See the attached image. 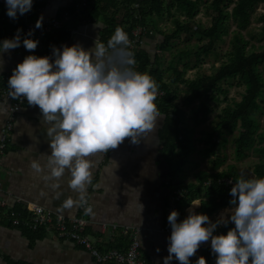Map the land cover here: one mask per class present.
Listing matches in <instances>:
<instances>
[{
    "label": "clouds",
    "instance_id": "1",
    "mask_svg": "<svg viewBox=\"0 0 264 264\" xmlns=\"http://www.w3.org/2000/svg\"><path fill=\"white\" fill-rule=\"evenodd\" d=\"M5 5L6 14L15 20L18 14L31 10L33 0H5ZM42 19H37L35 28L42 27ZM20 31L0 41V53L21 43L29 51L37 48L38 40L28 38L32 30L22 41ZM93 43L89 49L79 43L52 46L51 60L28 55L8 79V95L38 106L47 125L51 154H42L45 162L33 160L30 167L37 174L43 173L44 180L53 181V188L60 187L66 172L70 174L69 187L77 199H66L64 209L88 204L87 187L93 175L88 157L116 149L125 139L139 144L154 132L161 116L154 103L158 84L149 74L136 70L135 54L124 29L117 27L106 43L99 37ZM229 194L230 214L215 222L193 208L180 222L179 212H170L171 235L163 264H170L173 258L179 264H190L189 258L209 239L215 264H264V177L246 178L242 173ZM84 214L94 215L93 208L85 207ZM230 222L234 228L213 235L217 227ZM196 264H206L205 258L199 257Z\"/></svg>",
    "mask_w": 264,
    "mask_h": 264
},
{
    "label": "crops",
    "instance_id": "2",
    "mask_svg": "<svg viewBox=\"0 0 264 264\" xmlns=\"http://www.w3.org/2000/svg\"><path fill=\"white\" fill-rule=\"evenodd\" d=\"M43 1L42 6L35 8V0H33L32 13L18 14L17 19L13 20L6 14L5 0H0V41L11 39L17 33V29L21 30L22 41L25 38L22 33L23 22L27 19H38L41 16L45 19L65 11L75 14L74 7L78 0ZM103 2L96 4L101 7ZM85 9L83 12L87 16V21L79 18L72 21L70 27L61 29L60 33L57 31L50 33L46 39L48 41L46 47L42 51L36 53L35 50H26L21 43V46L16 49L0 53V61H2L0 74L11 76L17 64L28 55L48 56L50 60L53 59L52 46L61 48L62 45L72 46L79 43L84 49H89L94 47L93 41L97 37L103 42L102 36L107 28L105 20L107 18L104 19L103 14L91 18ZM106 10L111 11L108 17L113 16L111 19H116V21L114 19L115 24L116 22L119 24L125 13L123 9L118 11L116 9L115 13L114 8ZM160 18L162 17L157 19ZM151 28H148L151 33H146L140 46L150 51L156 47L161 38L159 33ZM65 31L67 35H64ZM9 108V101H0V136L3 125L9 117ZM161 125L160 117L157 118L154 132L146 139L142 138L139 144H132L130 139H125L116 149L88 157L93 163L92 183L87 187V197L94 212V215H90L91 220L117 221L136 226L142 255L151 264H163L164 257L168 255L169 241L167 238L170 236L162 231L165 206L173 187L167 182L170 181V168L164 154V143L159 136ZM46 128L47 125L43 123L39 107L23 105L16 116L8 147L0 155V181L5 190L10 193L8 199L11 205H17L15 199L19 197L43 207L52 208L67 216H74L79 213V207L72 209L62 207L66 199H77V193L69 187L70 174L66 172L65 176L61 177L60 187L53 188L51 187L53 181L44 180L43 173L37 174L30 167L33 160H38L41 164L45 162L42 154H51ZM193 146L196 148L195 152L204 158L201 150H198L194 143ZM166 154L169 153L166 152ZM197 159L194 161L190 159V162L182 167L177 177L174 178V183L182 182L183 185L196 183L194 174L197 171L209 169V172H212L208 165V168H200L202 164H198ZM249 175L250 178L255 177L253 172ZM205 199L195 198L179 216L187 217L189 208H193L197 213L202 200ZM224 206L209 216L212 222H215L221 215L230 214L229 210L232 206L230 204ZM232 224L230 222L226 227L220 226L217 229L228 230ZM1 226L6 229H0V264L16 262L23 264H110L97 263L81 246L67 241H56L47 232L28 231L34 237L33 243H30L29 238L21 231L11 229L6 225ZM89 231L92 236H96L97 230ZM210 252L211 241L209 240L202 243L196 254L189 258L190 264H196L199 257L206 259V255ZM170 264H179V261L173 258Z\"/></svg>",
    "mask_w": 264,
    "mask_h": 264
},
{
    "label": "trees",
    "instance_id": "3",
    "mask_svg": "<svg viewBox=\"0 0 264 264\" xmlns=\"http://www.w3.org/2000/svg\"><path fill=\"white\" fill-rule=\"evenodd\" d=\"M97 1V2H96ZM103 2V6H99V2ZM264 0H94L85 9L91 18L101 16L103 14L106 20L107 28L102 36L103 42L106 43L117 27L124 29L129 34L136 26H141L148 30L150 27L155 29L160 40L157 42L155 50H145L142 47L136 53V70L141 73L149 74L158 84V87L164 90V94L158 102V110L161 113V128L159 136L164 143V154L170 168L169 180L171 187H182L186 190L184 197L178 203L177 210L179 215L184 212L186 206L195 198H206L202 200V205L197 214H204L208 217L218 209L224 208L232 199L230 192L222 183H218L219 177H229L236 181L241 177L237 171L236 165L228 166L226 171L218 172L224 163L225 153L223 151L226 142V132H232L239 125L237 138L233 142L234 159L241 160L248 156L246 150L252 148L257 154H261L258 163L254 165V178L264 177V131L259 132L257 123V115L262 111L264 105V48L258 52H247L249 40L245 39L242 30L249 26L250 16L255 6ZM43 0H35L34 7L42 6ZM134 3L138 6L133 7ZM117 5V6H116ZM207 8L208 14L211 16L209 26L195 24V16L199 12L200 6ZM92 7V8H91ZM114 8V13L119 9L124 10V15L119 24H115L114 19L110 18V13L106 9ZM32 10L27 12L31 14ZM157 17H171L172 29L164 32L161 28L156 27ZM183 17V18H182ZM28 20V19H27ZM25 20V21H27ZM257 20L262 22L261 30L264 33V11L257 16ZM23 22V25L25 24ZM116 21V19H115ZM231 22L235 26V32L230 40V49L228 50L227 60L223 61L218 70L211 75H198L194 79L186 78V71L196 67L204 56L211 54L217 50L218 44L223 35H227L231 28ZM194 28L199 39H207L202 45L193 51L181 50L174 56L170 57L168 63L161 67L162 56L156 53L166 52L170 46V41L180 38L182 34L190 32ZM61 32L57 30V32ZM64 31V30H63ZM56 32V33H57ZM59 32V33H60ZM68 33L65 31L64 35ZM45 43L47 44V37ZM46 47V45H45ZM44 47V48H45ZM189 58L187 62H184ZM170 72L169 81L163 77V73ZM237 80V84L244 88V92L238 101L227 103L221 108L213 121L210 130L202 138L201 142L205 145L202 149L203 156H213L208 161L209 168L212 170H199L194 174L196 183H188L183 185L182 182H175L182 167L190 162L191 155L195 152L193 146L192 129L184 118V114L178 105L173 103L174 91L172 84H186L191 93L200 99L201 107L198 110L207 114L211 111L209 101H219L218 96L223 95L222 101H227V90L223 87L222 82ZM204 90V92H202ZM192 95V94H191ZM189 95V97H191ZM194 96V97H195ZM204 96V97H203ZM25 105V104H24ZM168 152L169 154H166ZM246 178H249L245 176ZM213 180L210 187L204 185V182ZM19 210V207L16 206ZM0 225H8L0 220ZM18 230V229H17ZM29 238L33 243L34 237L28 231L18 230ZM226 231V230H223ZM37 233V232H36ZM128 246V238L126 236H118L114 241L106 243L105 247L122 249ZM147 260V258H146ZM206 264H215L216 257L212 251L206 255ZM9 262V261H8ZM11 263V262H10ZM148 264H151L147 260ZM23 264V263H11Z\"/></svg>",
    "mask_w": 264,
    "mask_h": 264
},
{
    "label": "built area",
    "instance_id": "4",
    "mask_svg": "<svg viewBox=\"0 0 264 264\" xmlns=\"http://www.w3.org/2000/svg\"><path fill=\"white\" fill-rule=\"evenodd\" d=\"M94 0H78L74 7L75 14L68 11L60 13L55 16H50L42 19V27L35 28L37 18H30L26 21L22 28V33L26 36L29 30H32V35L28 38L38 40V46L35 52H40L44 49L45 37L57 30L68 28L71 26L72 21L76 19H84L85 14L83 10L89 6ZM117 2L121 0H115ZM134 7L138 5L134 3ZM146 33H151V30L136 26L129 34L128 37L131 41V51L135 54L143 43ZM9 75L0 74V101L7 100L10 102L9 117L3 125L0 136V155L7 149L11 134L14 129V122L18 112L22 109L24 104H28L26 99H13L8 95V79ZM164 90L158 87V95L154 103L158 106L160 97L164 94ZM235 179L229 177H219L218 183H222L230 192ZM214 181H206L204 185L210 187ZM186 190L182 187H174L169 194V201L165 206L164 222L162 231L171 235V227L168 223L167 217L171 211L177 210L178 203L184 197ZM8 193L3 183L0 181V220L6 222L14 229L24 231H44L52 235L56 241H67L75 243L86 251H88L97 263H110V264H148L146 258L142 255L141 246L137 234V227L129 223H120L117 221H92L90 215L84 214V208L91 206L88 200L87 205L79 207V213L74 216H67L62 212L56 211L49 207H43L35 202L26 201L17 197L15 202L17 205H11ZM19 207V210L16 209ZM186 217H178V222ZM234 228L232 224L229 229ZM228 229V230H229ZM89 230H97L96 236H92ZM215 229L213 235H223L227 231ZM126 236L128 238V246L123 249L107 248L106 243L112 242L118 236ZM210 240V239H209ZM216 257V255L214 254Z\"/></svg>",
    "mask_w": 264,
    "mask_h": 264
},
{
    "label": "rangeland",
    "instance_id": "5",
    "mask_svg": "<svg viewBox=\"0 0 264 264\" xmlns=\"http://www.w3.org/2000/svg\"><path fill=\"white\" fill-rule=\"evenodd\" d=\"M206 8L207 7L204 5L200 6L199 12L194 18L195 24H193V26H196L198 24L202 26L210 25L211 16L206 11L207 10ZM263 11H264V1L263 2L261 1L256 4L254 10L251 13L249 26L241 31L245 39L249 40L250 42L246 47L248 53L258 52L263 50L264 48V33L261 30L262 22L257 20V16ZM86 17L87 16L85 14V18ZM157 18L158 17L156 16L157 28L163 29L164 32H167L172 29L173 26H172L171 17L165 16L160 19ZM234 30H235V26L231 22L230 31L227 35L222 36V39L218 44L217 50L207 56H204L202 61L196 67L192 69H188L186 71L185 77L189 79H194L198 75L201 76L211 75L216 70H218L222 62L227 60L226 53L230 49V40L235 32ZM199 37L200 35L196 34L193 28L190 32L182 34L180 38L170 41V46L166 52H160L156 50V53L162 56L161 67H164L168 63L170 57L174 56L179 51L187 50L191 52L194 49H196L198 46L202 45L204 42L207 41V39L205 38L200 40ZM154 50H155L154 48L151 49L152 52ZM188 60L189 58H186L184 62H187ZM163 77L166 81H169L170 72L165 71L163 73ZM222 84L223 87L227 90V95H226L227 101L224 100L222 101L223 95L218 96L219 98L218 102H215L214 100L211 99L208 103L209 105H211L212 109L205 115H203L204 114L203 112L198 111L201 107L202 104L201 102H204L203 98L198 99L194 95V93L190 92V89L186 84L171 85L172 89L175 87L173 89L175 94L173 98V103L179 106L181 112L185 116L184 118L186 119V122L189 124V127L193 128L192 141L196 145L197 149L201 150V154H202V149L205 146L201 142V140L205 136V134H207L208 131L210 130L213 121L216 120L217 118L216 115L220 112L221 108L224 107L227 103L238 101L241 97V94L244 92V88L241 85L239 86L237 84L236 79L227 82H222ZM202 92H204V90ZM189 95H191V97H189ZM256 118L260 129L259 132L264 131V105L262 111L257 115ZM238 129H239V125L238 127H236V129H234V131L226 132V136H225L226 142L223 148V151L225 153V158H224V163L220 167H218L219 169L218 172L228 170L229 169L228 166L230 165H236L239 174L243 173L245 176L250 178L249 174H252L254 165L258 163L262 155L257 154L252 148H250L246 150V152H248V156L242 158L241 160L234 159L233 142L237 138ZM194 153L191 155L190 158L193 161L196 158H198L196 161H198V164L199 163L202 164L200 168L203 169V167H207V165L209 167L208 161L212 159L213 156L210 157L205 156L204 158H201L198 152H194ZM207 170L209 171V169ZM0 229H6V227L1 226Z\"/></svg>",
    "mask_w": 264,
    "mask_h": 264
}]
</instances>
